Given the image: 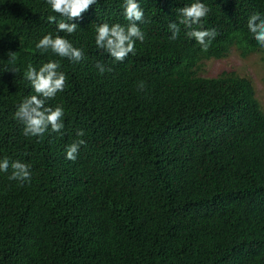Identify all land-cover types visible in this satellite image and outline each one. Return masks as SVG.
<instances>
[{"label": "trees", "instance_id": "trees-1", "mask_svg": "<svg viewBox=\"0 0 264 264\" xmlns=\"http://www.w3.org/2000/svg\"><path fill=\"white\" fill-rule=\"evenodd\" d=\"M136 2L144 41L120 62L95 36L99 24L129 23L124 0H96L71 21L46 0H0V162L31 171L22 185L0 171V264H264V111L249 79L198 74L233 49L264 65L247 28L264 0H199L209 12L193 29L217 32L207 51L179 24L177 9L195 0ZM50 15L76 30L58 32ZM50 33L83 59L37 49ZM48 62L66 76L45 103L64 109V128L26 137L15 118L36 94L25 73Z\"/></svg>", "mask_w": 264, "mask_h": 264}, {"label": "clouds", "instance_id": "clouds-1", "mask_svg": "<svg viewBox=\"0 0 264 264\" xmlns=\"http://www.w3.org/2000/svg\"><path fill=\"white\" fill-rule=\"evenodd\" d=\"M53 12L60 14L71 21L73 18H79L96 0H46ZM124 15L129 21L126 26H121L119 23L109 25L108 23L99 24L96 27L95 44L96 46L106 51L116 61L123 62L129 53L134 54L135 42L144 41V34L138 27L137 22H142L144 12L136 0H124ZM180 17L179 24H183L189 31L187 36L194 38L198 42L202 50L207 51L211 41L216 37L215 29L211 30H195L193 25L198 24L203 17L209 12L208 7L195 0L190 5H185L177 9ZM48 21L57 24L58 32L73 33L77 25L75 23L57 22L56 16L50 15ZM247 28L253 34L255 40L264 48V17L259 14H253L249 17ZM169 30L172 32V39H175L180 28L176 22L169 24ZM36 48L68 58L71 61L79 62L83 59L81 49L75 48L67 39L56 35L53 38L52 34L45 35L36 44ZM14 53H9V56ZM60 65L57 62L44 63L37 71L31 65L28 66L25 73L26 79L31 82L35 91V95L25 97L19 105L15 113V118L23 125V134L26 137L42 136L49 127L52 132H60L64 128L61 122L64 109L61 106L46 107L47 100L53 99L58 92H62L65 87L66 76L63 72L58 71ZM97 69L101 74L106 71L102 63H97ZM110 71V69H107ZM145 83L141 81L138 84V90L144 91ZM83 130L77 132L78 137L84 136ZM83 139H79L66 148V159L75 161L82 145H85ZM9 167L12 169V174L9 180H16L23 184L24 181H30L31 171L30 165L20 161H12L8 159L0 162V171L7 172Z\"/></svg>", "mask_w": 264, "mask_h": 264}, {"label": "rangeland", "instance_id": "rangeland-1", "mask_svg": "<svg viewBox=\"0 0 264 264\" xmlns=\"http://www.w3.org/2000/svg\"><path fill=\"white\" fill-rule=\"evenodd\" d=\"M223 73H235L252 82L256 98L264 111V65L261 54L256 52L242 57L233 49L223 59H210L201 63L198 74L207 78H215Z\"/></svg>", "mask_w": 264, "mask_h": 264}]
</instances>
